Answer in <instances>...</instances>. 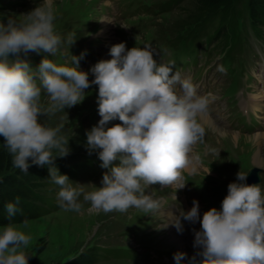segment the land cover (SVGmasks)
Masks as SVG:
<instances>
[{
	"label": "clouds",
	"instance_id": "obj_1",
	"mask_svg": "<svg viewBox=\"0 0 264 264\" xmlns=\"http://www.w3.org/2000/svg\"><path fill=\"white\" fill-rule=\"evenodd\" d=\"M56 18L57 0H40L30 11L0 21V135L13 167L27 173L30 164L48 165L51 181L59 186L58 203L68 211L80 210L81 195L95 210L160 211V200L146 189L175 182L190 165L214 97L198 92L174 70V61L159 63L149 43L130 48L124 41L116 43L109 49L110 58L83 70L79 61L84 53H69L76 33L62 36ZM65 44L69 47L62 63L45 55L33 68L21 56L30 51L55 55ZM92 84L98 86L100 119L86 131V146L99 149L101 167L108 171L101 186L85 192L83 184L54 164L57 156L70 152L63 125L50 126L40 117L57 112L67 116L64 110L80 103ZM113 120L120 123L109 126ZM236 177L219 209L209 207L201 216L194 199L189 210L174 216L177 231H183L181 218L201 225L194 230L197 252L174 253L175 264H264V187L246 183V172ZM20 200L16 195L5 204L8 223L0 226V264H28L32 237L12 219L21 211Z\"/></svg>",
	"mask_w": 264,
	"mask_h": 264
},
{
	"label": "rangeland",
	"instance_id": "obj_2",
	"mask_svg": "<svg viewBox=\"0 0 264 264\" xmlns=\"http://www.w3.org/2000/svg\"><path fill=\"white\" fill-rule=\"evenodd\" d=\"M112 1H117L115 8H113L118 14L117 19L134 31V36H131L125 34L117 27L116 33L118 37H121L126 42V47L130 48L134 45L143 46L145 43H149L155 50V59L166 56V63L174 61V70H178L180 73L191 68V64L189 63H194L195 59L199 58V53H206V50H202L198 46V44L204 41L203 37L208 33L206 27L202 29L200 24L197 27L191 26L190 34L185 35H183V27L172 31L176 29L179 19L192 9L189 0H179L171 11L153 16H150V13L155 11L151 8L152 0ZM100 2L102 0H57V18L55 21L57 31L64 36L66 29H68L76 33V39L78 40L87 38L82 43L75 42V44L87 46V49L83 52V58L79 61V66L84 64L83 68L81 67L83 70H87L97 60L102 59L105 54L109 53V49L113 45L107 43V49L102 46L98 48L96 51L99 52L100 57L91 50L94 46L100 45L99 39H92L93 35H97L100 30L99 37L111 39L112 32L115 30L113 17L109 18L102 11L98 13V8L100 7L98 4ZM106 3L108 4V2ZM38 4V0H33L29 4L24 0H0V21L7 23L9 16H18L21 13L30 11ZM104 11L105 14H111L112 8L105 6ZM103 21L111 22L106 36L101 32ZM263 35L264 30L262 34V39L264 40ZM101 42L103 43L104 39ZM75 44L71 46L74 47L73 45ZM216 49L217 46L215 44L211 46L213 52L210 50L212 60L210 66L214 64L212 69L205 74L204 68L206 66L201 71V67L199 69L198 67L201 64L203 65V63L202 61H198L197 66L189 69L187 75L188 77L194 75L195 78L201 71L197 78H208L209 76L212 80V88L220 92L221 88H224L226 81L223 79L224 77H221V73L222 75L224 73L221 65L219 66V63H217L218 53ZM47 54L45 52L37 53L30 51L27 56H23V54L21 56L30 61L33 56L43 57ZM63 60L61 56L55 62L62 63ZM214 68H220V72L216 70L214 75ZM92 78L90 74L89 79L91 80ZM97 90L98 86L95 84L85 89L84 99L71 108L64 110L67 116L63 112H57L46 117L42 115L40 118L44 119L50 126L63 125V133L70 137L68 142L69 148L78 154V156H90L98 160L94 165L101 168L100 175L103 176V173L108 171V169L101 167V162L97 155L99 149L89 150L86 146V131L100 119L97 110ZM44 102L45 105L50 103L46 98ZM262 113L264 116V111ZM114 123H120V121H110L109 126ZM222 130L228 132L226 129ZM252 135L238 136L234 145L230 140V136L229 138L227 136L220 137L214 133L212 140H214L217 146L216 149H218L215 153L216 155L210 157L208 161L197 163L191 158V163L193 165L197 164L199 167L191 174L184 172L188 176L193 177L189 179V184L196 182L191 188L201 187L204 182L207 184L209 195L200 198L205 205L220 208V202L227 192L228 183L236 180V174L239 171L247 172L251 169H256L259 173L258 176L264 177V168L254 167L251 163L254 147L248 141V137ZM3 142L4 137L0 135V145ZM205 142L198 141L197 144H205ZM261 147L262 156L264 157V145ZM210 151L211 148L208 147L207 152ZM113 163L117 162L114 161ZM83 167L82 169L85 171L86 169H93V164L88 163ZM209 169L210 171L207 173ZM181 171L183 172V170ZM88 174L91 173L88 172ZM72 181L83 184L85 192L91 191L92 185L101 186L100 178H75ZM149 187H153L150 193L154 197L163 194V192H159L157 183ZM178 190H180V187H178ZM81 198V201L84 202L83 195H81ZM83 204L79 211H68L60 207L59 210L41 218L29 220L26 224L17 223L18 226L32 237L30 245L26 249L30 253L28 264L33 261L40 264H67L74 257L90 249H97L103 244L107 245V249L124 250L129 258L134 257L135 260L130 263L123 260L110 261L109 263L100 261L97 264H175V260L154 261L152 259H139V257L147 255L151 250L157 251L158 249L178 247V245H170L166 241L167 238L164 236L165 227L159 226L161 220L164 221L161 217L163 214L156 215L137 208H130L126 212H105L103 210L92 209L88 201ZM66 212L69 213L66 214ZM194 227L198 229L196 225ZM185 246H192V250L197 249L194 247V242H185Z\"/></svg>",
	"mask_w": 264,
	"mask_h": 264
},
{
	"label": "trees",
	"instance_id": "obj_3",
	"mask_svg": "<svg viewBox=\"0 0 264 264\" xmlns=\"http://www.w3.org/2000/svg\"><path fill=\"white\" fill-rule=\"evenodd\" d=\"M177 3V2H173ZM192 7L176 24L177 28L190 25L214 27L216 34L212 41H217L215 46L219 49L225 45L229 33L234 37L236 21L247 17L251 26L259 33L264 30V0H189ZM225 27L229 32L226 33ZM237 38L234 39V41ZM219 42V43H218ZM219 44V45H218ZM222 49V48H221ZM72 153L71 155H69ZM92 157L78 156L72 149L60 158L57 156L54 164L60 173L67 174L70 180H74L80 169L92 162ZM59 186L54 184L49 177L48 165L30 164L27 173L21 172L12 165L9 152L0 145V226L8 223L5 204L13 201L16 195L21 197L20 212L12 218L15 223L41 218L60 209L58 203ZM106 244L97 249H90L80 254L67 264H97L100 261H126L132 262L135 258H129L124 250L107 249ZM30 264H40L35 261Z\"/></svg>",
	"mask_w": 264,
	"mask_h": 264
},
{
	"label": "bare ground",
	"instance_id": "obj_4",
	"mask_svg": "<svg viewBox=\"0 0 264 264\" xmlns=\"http://www.w3.org/2000/svg\"><path fill=\"white\" fill-rule=\"evenodd\" d=\"M110 23L108 21H103V27L101 28V32L105 36L107 34V30L109 29ZM108 58H110L109 53L105 54L103 57V59H108ZM250 92L254 95L252 97H249L247 100H244L243 108L247 111H252L260 119L258 121L257 130H256V132H260V133H256L252 135L251 137H248V141L252 143L254 147V150L252 151V156H251V163H252V166L254 167L264 168V157L262 156V151H261L262 150L261 146L264 145V116L262 113L264 111V81H262L261 84L259 82H256L255 86L250 88ZM204 119H205V124H204L205 129L212 130L215 134H217L220 137L227 136L229 138L230 136L231 137L230 140L232 143H234V145L236 142V138L238 136L240 135L246 136V134H238V133L223 131L222 129L227 130V127L225 126L223 122L222 114L220 112H216L213 118H210L209 115L207 114ZM201 144L202 143H200V145ZM217 150L218 149H215V153L217 152ZM198 167L199 166L197 164L193 165L192 163H190V165L187 168L182 169V170L183 172L185 171L191 174L192 172L197 170ZM68 213L69 212H66V214ZM161 217L164 219V221L172 220L173 218L169 216V213L165 215H161ZM164 236L167 238L166 241L170 245H175V244H176L175 246L177 245L179 246V244L181 245V240L176 234L175 229L172 226H167L164 228Z\"/></svg>",
	"mask_w": 264,
	"mask_h": 264
},
{
	"label": "water",
	"instance_id": "obj_5",
	"mask_svg": "<svg viewBox=\"0 0 264 264\" xmlns=\"http://www.w3.org/2000/svg\"><path fill=\"white\" fill-rule=\"evenodd\" d=\"M257 170L256 169H252L248 175V178H247V183L249 184H253V183H256L258 182V175H257Z\"/></svg>",
	"mask_w": 264,
	"mask_h": 264
}]
</instances>
